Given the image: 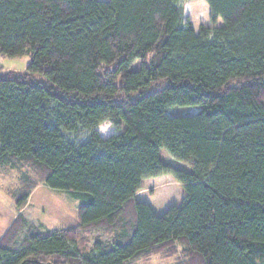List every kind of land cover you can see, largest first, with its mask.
Wrapping results in <instances>:
<instances>
[{
	"label": "trees",
	"instance_id": "trees-1",
	"mask_svg": "<svg viewBox=\"0 0 264 264\" xmlns=\"http://www.w3.org/2000/svg\"><path fill=\"white\" fill-rule=\"evenodd\" d=\"M205 1L223 24L197 32L179 0H0V53L31 57L0 75V164L34 172L16 206L41 183L80 200L21 245L19 214L0 264H264V0ZM162 175L187 194L157 214L136 196Z\"/></svg>",
	"mask_w": 264,
	"mask_h": 264
},
{
	"label": "rangeland",
	"instance_id": "rangeland-1",
	"mask_svg": "<svg viewBox=\"0 0 264 264\" xmlns=\"http://www.w3.org/2000/svg\"><path fill=\"white\" fill-rule=\"evenodd\" d=\"M185 9V21H190L197 32L202 25L221 26L223 21L211 22V9L205 0H179ZM31 62L29 55L8 56L0 53V75L9 71H26ZM41 78V76H40ZM199 108H173L169 110L170 116L196 114ZM98 132L103 137H108L116 130L109 121L100 124ZM89 130H82L79 134L67 135L75 141H84L89 136ZM162 160L165 164L188 169L186 163L173 159L168 152H162ZM34 177L33 170L25 164L13 167L10 164H0V237L3 236L10 225L19 214L27 220V226L19 233L18 245H21L31 229L35 232L48 233L57 228H71L78 224V208L80 200L71 193L49 187L41 183L32 191L27 205L18 209L15 202V195L22 191L23 175ZM186 190L172 175H162L146 179L142 183V189L137 193V200L147 202L157 214H163L174 205H181L186 197ZM97 237L107 239L105 235L95 233L90 236V245ZM181 258V254L175 257L165 255H154L142 260L139 264H173Z\"/></svg>",
	"mask_w": 264,
	"mask_h": 264
},
{
	"label": "crops",
	"instance_id": "crops-1",
	"mask_svg": "<svg viewBox=\"0 0 264 264\" xmlns=\"http://www.w3.org/2000/svg\"><path fill=\"white\" fill-rule=\"evenodd\" d=\"M2 237V236H1ZM1 237H0V239H1Z\"/></svg>",
	"mask_w": 264,
	"mask_h": 264
}]
</instances>
